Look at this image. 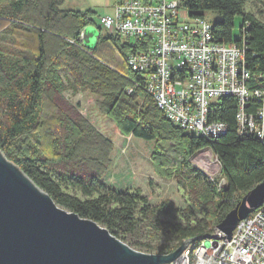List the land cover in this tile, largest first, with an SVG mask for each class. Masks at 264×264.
Returning a JSON list of instances; mask_svg holds the SVG:
<instances>
[{"label": "trees", "instance_id": "1", "mask_svg": "<svg viewBox=\"0 0 264 264\" xmlns=\"http://www.w3.org/2000/svg\"><path fill=\"white\" fill-rule=\"evenodd\" d=\"M64 3L0 0V150L59 206L95 220L133 248L168 253L185 239L209 234L264 179V138L240 132L233 95L210 104L207 121L225 125L217 136L170 120L148 91L146 71L129 62L131 54L150 46L151 36L124 37L96 24L100 34L90 47L82 33L96 23L92 10L65 9ZM181 5L195 18L221 13L210 21L213 40L243 49L246 68L261 76L250 88L264 96V22L246 11L245 0H181ZM238 15L240 36L234 38ZM77 91L94 95L97 109L123 136L152 142L155 172L184 184L189 204L179 207L167 197L152 203L140 187L107 183L115 145L106 136L96 140L93 128L75 113L80 106L66 92ZM261 105V97L252 95L244 111L256 114ZM203 149L218 158L223 184L193 163ZM61 183L78 187L84 197L64 191ZM195 207L203 213L199 218ZM173 212L183 221L166 218Z\"/></svg>", "mask_w": 264, "mask_h": 264}, {"label": "built area", "instance_id": "2", "mask_svg": "<svg viewBox=\"0 0 264 264\" xmlns=\"http://www.w3.org/2000/svg\"><path fill=\"white\" fill-rule=\"evenodd\" d=\"M100 21L124 37L151 36L150 46L131 54L129 62L146 71L148 91L170 120L199 134L217 136L225 125L207 121L210 104L233 95L238 99L240 132L264 138V96L249 85L261 76H252L246 68L241 47L213 40L210 20L191 17L181 0H115L113 13ZM182 70L190 75L179 78L176 71ZM252 95L262 99L256 114L244 111ZM203 150L213 156V167L220 169L218 158ZM203 150L192 157L194 164L201 162ZM208 235L195 244V239H185L175 258L153 264H264V202L238 222L230 239L217 227Z\"/></svg>", "mask_w": 264, "mask_h": 264}, {"label": "water", "instance_id": "3", "mask_svg": "<svg viewBox=\"0 0 264 264\" xmlns=\"http://www.w3.org/2000/svg\"><path fill=\"white\" fill-rule=\"evenodd\" d=\"M86 28L83 40L92 47L101 25L96 36ZM263 202L264 179L216 227L230 239L238 222ZM183 248L154 253L131 247L95 220L59 206L0 150V264H153L175 258Z\"/></svg>", "mask_w": 264, "mask_h": 264}, {"label": "rangeland", "instance_id": "4", "mask_svg": "<svg viewBox=\"0 0 264 264\" xmlns=\"http://www.w3.org/2000/svg\"><path fill=\"white\" fill-rule=\"evenodd\" d=\"M114 4L115 0H65L62 7L80 11L90 8L96 23L88 26L86 29L96 36L99 31L96 24L101 23V16L113 13ZM245 9L264 22V0H245ZM205 14L206 18L211 22L221 18V13L219 11H208ZM240 24L241 16L238 15L235 19L233 31L234 38L240 36ZM66 96L69 97L73 103L79 104L80 109H75V113L79 114L81 118L85 119L86 123L93 128V134L96 136L95 139L98 140L100 136H106L110 138L115 145L112 164L109 172L105 176V180L108 184L116 189L129 188L133 190L135 187H140L152 203H158L161 199L167 197L172 199L179 207H184L189 204L184 184L175 179L168 180L162 178L155 172L150 159L153 146L152 142L136 138L132 135L123 136L117 129L113 120L106 117L97 109L94 95L88 92L77 91L72 95L66 92ZM94 144L95 143H92V145ZM56 149L58 148L56 147ZM86 153L88 152L82 154ZM199 157L201 158V162L196 160V164L200 167L202 166L206 171L211 172L212 175L216 178H221L220 180L223 181L220 169L218 167H213L211 163L213 156L208 151L203 150L200 152ZM61 186L64 191L84 197L78 187L65 183H61ZM97 194L98 193H94L93 196H97ZM202 215L203 213L195 207L196 218ZM166 218L172 221H183L181 215L175 212ZM145 239L150 241V236ZM161 242L165 241L161 239Z\"/></svg>", "mask_w": 264, "mask_h": 264}]
</instances>
